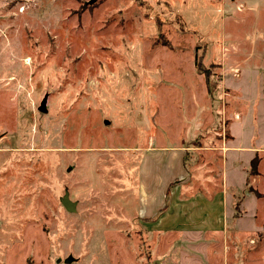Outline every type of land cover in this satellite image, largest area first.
Here are the masks:
<instances>
[{"label":"rangeland","instance_id":"rangeland-1","mask_svg":"<svg viewBox=\"0 0 264 264\" xmlns=\"http://www.w3.org/2000/svg\"><path fill=\"white\" fill-rule=\"evenodd\" d=\"M224 180L227 233L157 226ZM70 256L264 264V0H0V264Z\"/></svg>","mask_w":264,"mask_h":264},{"label":"crops","instance_id":"crops-1","mask_svg":"<svg viewBox=\"0 0 264 264\" xmlns=\"http://www.w3.org/2000/svg\"><path fill=\"white\" fill-rule=\"evenodd\" d=\"M243 150H246V148L236 147L229 148L228 150L234 153V157L232 160L234 161L233 168L236 170H238V167H240L239 154H241V151L243 152ZM246 152H250V150ZM173 154L174 157L171 158V162H169L167 166L168 171L163 173V176L161 175V183H154L152 186L151 190H156V192H154L155 199H153L151 201L152 203L150 202L149 206L146 207L147 212H152V209L154 207L158 206L159 208H161L164 205L165 193L169 183L174 181V179L176 178H185L187 176L186 169L184 168V166L182 167L181 153H178L177 157L175 156V153H170V156H172ZM156 177L157 175H155L154 179H156ZM257 182H259V180ZM230 187L234 189L239 188L235 185L230 186L229 183L225 182L224 180V190L213 196L210 200L207 199L204 195L198 194L195 196H191L184 201H180L178 199L180 195V189L177 188L173 191L174 195L171 212L162 216L159 220V223H157V226H160L163 229H173L176 228L180 223L188 221V224L192 225L195 231L201 233H227V217L229 209L227 189H230ZM145 197H153V194L146 193Z\"/></svg>","mask_w":264,"mask_h":264},{"label":"water","instance_id":"water-1","mask_svg":"<svg viewBox=\"0 0 264 264\" xmlns=\"http://www.w3.org/2000/svg\"><path fill=\"white\" fill-rule=\"evenodd\" d=\"M47 100H48V97L46 96L44 98V100L42 101L41 106L39 108V110L42 113H47L48 112V109H47ZM61 203L63 204L64 208L68 212H70V213L76 212L77 202H73V201L70 200V196H69V193L68 192H66L65 195L63 196V198L61 199ZM73 260H74L73 257L70 256L64 262L66 264H70V263L73 262ZM58 262H60V260Z\"/></svg>","mask_w":264,"mask_h":264},{"label":"trees","instance_id":"trees-1","mask_svg":"<svg viewBox=\"0 0 264 264\" xmlns=\"http://www.w3.org/2000/svg\"><path fill=\"white\" fill-rule=\"evenodd\" d=\"M257 169H258V162H257V159H254L251 164V172H250L251 177L258 175Z\"/></svg>","mask_w":264,"mask_h":264}]
</instances>
